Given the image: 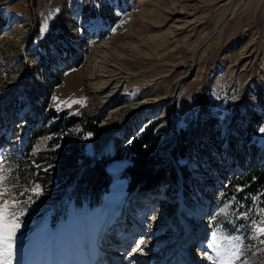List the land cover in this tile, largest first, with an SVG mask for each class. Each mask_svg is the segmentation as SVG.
Here are the masks:
<instances>
[{
  "label": "rangeland",
  "instance_id": "1",
  "mask_svg": "<svg viewBox=\"0 0 264 264\" xmlns=\"http://www.w3.org/2000/svg\"><path fill=\"white\" fill-rule=\"evenodd\" d=\"M228 1L0 0V161L25 212L14 242L16 264H65L61 240L67 221L97 218L109 204L105 195L122 180L121 203L110 205L119 207L113 229L116 240L127 237L128 263L188 264L170 247L186 248L182 242L188 239L212 256L208 244L216 238L225 251L207 262L222 264L224 237L231 235L243 241L245 264H264V245L253 239L252 223H238L229 197L224 201L212 182L230 176L234 160L264 158V0H237L218 35L201 45ZM57 9L42 33L45 19ZM200 47L194 72L186 62ZM17 76L22 83L3 95ZM111 92L113 99L104 106L102 98ZM73 100L83 103L65 106ZM146 101L156 103L132 111ZM152 123L158 157L171 165L180 132L193 130L185 157L176 161L180 176L173 166L175 180L163 184L166 192L160 189L154 197L130 189L124 173L128 160L103 169L105 186L89 189L80 182L95 159L113 156L116 141L129 142ZM249 125L256 134L243 145ZM124 127L127 135L115 136ZM107 139L106 152L101 144ZM69 145L65 156L71 165L47 160ZM68 166L75 177L65 174ZM34 186L42 194L24 204L28 194L19 193ZM201 197L205 202L199 207ZM128 213L137 223L119 236L116 226ZM181 215L191 225L202 220L199 232L192 226L186 230Z\"/></svg>",
  "mask_w": 264,
  "mask_h": 264
},
{
  "label": "trees",
  "instance_id": "2",
  "mask_svg": "<svg viewBox=\"0 0 264 264\" xmlns=\"http://www.w3.org/2000/svg\"><path fill=\"white\" fill-rule=\"evenodd\" d=\"M45 102L46 100L44 103ZM56 122V125L52 127V132L54 134H57L55 130L59 125V121ZM90 122L94 124L95 121H87V123ZM155 125L156 123L150 124L143 130V132L131 139L129 142L116 141L115 152L113 156L100 160L95 159L91 166H88L83 172H81L82 177L80 182H87V185L85 184L84 186H87L89 189L91 187L94 188L95 186L100 185L99 183L101 182V185L105 186V167H107L108 164L113 161L128 160L129 165L125 168L124 173L129 178L130 189L135 190L138 188L137 192L139 193L153 194L160 189H163V184L165 183H168V185L171 186L172 184L170 183L175 180V168L166 159L158 157L156 150L157 137L155 135ZM95 128V125L91 127V134L94 133L93 131ZM252 130V126H247L246 132L248 135L242 143L243 145H245L246 141H250L248 138H252L253 135L255 136L256 133L254 134ZM192 131L193 130L189 128L181 131L178 136L179 140L177 141L182 146L179 147L178 143L173 149V152H171L178 164V159L185 157L186 150L188 148L187 145L193 135ZM70 148H72L71 145L68 146L66 152H64V150L55 151L56 153L53 152V156L54 154H58L57 157L49 155L47 160H50L51 157L54 160L55 158H58L57 160L61 162L60 164H63L64 166L68 164L71 165L72 163L70 164L68 157L65 156L66 154H70L68 151ZM233 164L235 165L236 170L233 171L230 176L225 178L215 176L212 182L218 186V191L220 192L224 201H226V197H229L228 203H230L231 211H234L238 215H241L244 212L249 213L247 219H240L238 222L241 225L246 224L249 227V223H252L253 220L259 218V209L264 208V158H262L260 161L252 160L249 163H245L242 160H234ZM64 170L67 172L65 174H67L68 177H75V174L72 173V171L75 170L69 169V166L68 169L65 168ZM56 171L61 173L64 172L59 168L56 169ZM85 177L86 180H84ZM167 190L168 189L164 188L162 191L166 192ZM254 197H259V200L253 202ZM204 202L205 198L201 197L197 204L199 207H202ZM240 205H243V207L241 208ZM249 209H252V211L249 212Z\"/></svg>",
  "mask_w": 264,
  "mask_h": 264
},
{
  "label": "bare ground",
  "instance_id": "3",
  "mask_svg": "<svg viewBox=\"0 0 264 264\" xmlns=\"http://www.w3.org/2000/svg\"><path fill=\"white\" fill-rule=\"evenodd\" d=\"M236 1L237 0H229L226 3V8L224 10V13H222L221 17L218 19L212 31H210L207 34V36L203 39L201 43V45L203 44L202 45L203 47L209 44V42L213 39V37L218 35L220 27L228 19V16L230 15L228 14V12L231 13L234 7V3ZM175 5H176V2L173 3L172 7L170 8V11L176 10ZM203 47L202 48L200 47L201 49L197 48L195 52L193 53V56L188 60V63L186 62V64H188L187 65L188 69L190 70L193 69L194 72L196 71V62L198 59V54L203 49ZM68 50L70 49L68 48ZM97 59L100 60L99 56H97ZM95 61L97 60L95 59ZM22 80H23V77L21 76L14 77L11 81L10 86L5 89L3 95H8L14 89L18 88L19 87L18 85L22 83ZM114 93L115 92L113 93L111 92L103 96L102 98L103 101L102 100L101 101L103 102L104 106L108 105L111 102V100L113 99ZM171 98L172 100H174L175 98L174 91H173V95ZM160 99L156 101H160ZM156 101H154V103L146 101L145 103L135 105L132 111L135 112V111H140V110L142 111L146 110L147 107L154 105ZM113 132H114L113 135H115L116 133L115 130H113ZM127 133H128L127 129L124 127L122 128V130L121 129L118 130V133L115 136L125 137ZM102 137H103L102 139L107 138L106 135H102ZM108 143H109L108 139L102 142L103 145L101 144V146H104L102 150L106 149V152H107ZM124 184L126 185V182L122 180L121 182H119V184L115 183L112 186L113 192L105 195L106 196L105 199L106 201L109 202V204L108 206L106 205L104 209L102 208L103 209V210L101 209L102 211L100 210L101 213L97 218L91 215V216H88L86 219L72 218L71 220L67 221V224L63 227V234H62V240H61V243L63 244V248H62L63 249V260L65 264L66 262L67 264H132V263H128L124 259V256L126 255V253H129V251L128 252L126 251V249H128L129 243H127L126 240L124 241L120 239L116 240V236L114 234L113 227L114 225H116L115 221L117 219L116 218L117 213H119V207H113L110 205L111 203H115V205H119L121 203L122 195L125 192ZM66 238H68V240L65 242ZM185 242H188V239L183 240L182 243H185ZM172 247H170V250H172L173 252L175 251L179 253L181 252L182 258L184 259V261H188L189 262L188 264H208L207 259H206V251H207L206 249L196 250V248H192L191 245L187 246V248L179 249L177 248L176 244ZM99 250L100 251L102 250V252H100ZM200 256H201V259H199ZM14 257H13L12 264H16ZM134 257L135 256H133L131 260ZM194 257L199 259V261L196 262L195 260H193ZM212 257H213L212 260H215V261L217 260L216 253L212 254ZM32 264H36V262L34 261Z\"/></svg>",
  "mask_w": 264,
  "mask_h": 264
},
{
  "label": "snow or ice",
  "instance_id": "4",
  "mask_svg": "<svg viewBox=\"0 0 264 264\" xmlns=\"http://www.w3.org/2000/svg\"><path fill=\"white\" fill-rule=\"evenodd\" d=\"M59 10L49 13L42 25V33L48 30V21L53 19ZM82 101L73 100L65 101L64 104L67 107H71L72 104H81ZM264 131V129H262ZM8 169L4 167V162L0 161V264H12L14 256V242L18 231L22 227V217L25 215L23 211V204L20 199L9 188V176ZM27 195V200L23 203L27 204L32 201L33 197L38 198L42 193L39 186L25 189L20 192V196ZM11 197V198H6ZM259 200V197H254L253 202ZM242 208L243 205H240ZM227 211V207L224 209ZM252 209H249V212ZM249 213L244 212L238 218L247 219ZM258 220L252 221V237L257 240L259 244L264 245V208H260L258 211ZM224 243L228 245L226 254L222 257V264H234L236 261H240V264H245L242 260L243 241L239 236H226L224 237ZM210 249L215 250L216 257L221 258L222 252L225 250L221 248L220 242L213 238L208 244ZM206 259L212 260V256H206Z\"/></svg>",
  "mask_w": 264,
  "mask_h": 264
},
{
  "label": "water",
  "instance_id": "5",
  "mask_svg": "<svg viewBox=\"0 0 264 264\" xmlns=\"http://www.w3.org/2000/svg\"><path fill=\"white\" fill-rule=\"evenodd\" d=\"M184 79V77L182 79H180L177 83H176V86H175V89H174V95H176V92L178 90V86H179V82L182 81ZM170 161L172 162L173 166L176 168V170L178 171V165L177 163L170 157Z\"/></svg>",
  "mask_w": 264,
  "mask_h": 264
}]
</instances>
